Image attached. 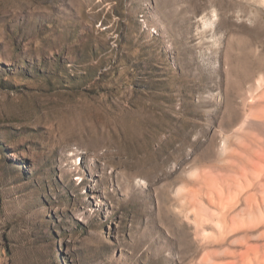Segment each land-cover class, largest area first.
Returning <instances> with one entry per match:
<instances>
[{
    "label": "rangeland",
    "instance_id": "rangeland-1",
    "mask_svg": "<svg viewBox=\"0 0 264 264\" xmlns=\"http://www.w3.org/2000/svg\"><path fill=\"white\" fill-rule=\"evenodd\" d=\"M216 11L235 52L264 38L258 0H0V264L201 256L173 202L193 148L238 126L202 104Z\"/></svg>",
    "mask_w": 264,
    "mask_h": 264
},
{
    "label": "bare ground",
    "instance_id": "bare-ground-1",
    "mask_svg": "<svg viewBox=\"0 0 264 264\" xmlns=\"http://www.w3.org/2000/svg\"><path fill=\"white\" fill-rule=\"evenodd\" d=\"M221 15L216 11L215 18L203 19L211 33L204 61L216 73V88L202 104L227 108V123L236 121L238 126L220 128L218 144L214 131L210 140L193 148L173 204L183 216L185 238H190L192 227L204 246L189 264H218L217 257L228 258L227 264H264V38L249 40L244 50L235 52ZM251 20L259 34L261 19ZM233 60L244 64L236 81L229 80ZM188 242L191 245V239ZM186 250L181 249L184 255Z\"/></svg>",
    "mask_w": 264,
    "mask_h": 264
}]
</instances>
